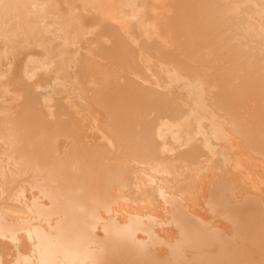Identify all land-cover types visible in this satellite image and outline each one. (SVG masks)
Returning <instances> with one entry per match:
<instances>
[{
	"label": "bare ground",
	"instance_id": "obj_1",
	"mask_svg": "<svg viewBox=\"0 0 264 264\" xmlns=\"http://www.w3.org/2000/svg\"><path fill=\"white\" fill-rule=\"evenodd\" d=\"M0 264H264V0H0Z\"/></svg>",
	"mask_w": 264,
	"mask_h": 264
}]
</instances>
